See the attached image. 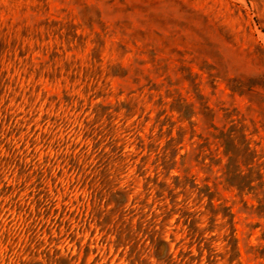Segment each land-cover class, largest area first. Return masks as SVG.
<instances>
[{
    "label": "rangeland",
    "instance_id": "1",
    "mask_svg": "<svg viewBox=\"0 0 264 264\" xmlns=\"http://www.w3.org/2000/svg\"><path fill=\"white\" fill-rule=\"evenodd\" d=\"M231 120L264 156V0H0V264H264Z\"/></svg>",
    "mask_w": 264,
    "mask_h": 264
},
{
    "label": "trees",
    "instance_id": "2",
    "mask_svg": "<svg viewBox=\"0 0 264 264\" xmlns=\"http://www.w3.org/2000/svg\"><path fill=\"white\" fill-rule=\"evenodd\" d=\"M175 110L181 115L193 112L191 105L177 107ZM229 123L228 127H214L215 132L212 133L226 158L222 169L223 181L239 195H252L257 203L255 210L264 218V156L251 147L250 140L244 133V126L239 121L231 120ZM204 145L201 144L199 149ZM208 189L206 188V191ZM262 237L264 238V233ZM260 256L264 258V247Z\"/></svg>",
    "mask_w": 264,
    "mask_h": 264
}]
</instances>
